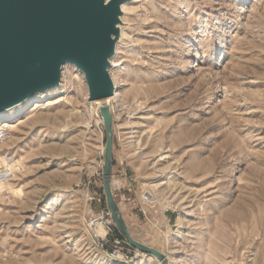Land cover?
Returning a JSON list of instances; mask_svg holds the SVG:
<instances>
[{
  "label": "rangeland",
  "instance_id": "374dc122",
  "mask_svg": "<svg viewBox=\"0 0 264 264\" xmlns=\"http://www.w3.org/2000/svg\"><path fill=\"white\" fill-rule=\"evenodd\" d=\"M123 4L109 73L122 93L112 181L125 187L112 189L130 233L169 264H264V0ZM80 72L68 65L34 101L67 98L0 143L22 162L13 191L0 190V264H159L141 252L108 262L91 242L84 220L98 203L82 183L105 132L89 128ZM96 183L89 193L104 198Z\"/></svg>",
  "mask_w": 264,
  "mask_h": 264
},
{
  "label": "water",
  "instance_id": "95a60500",
  "mask_svg": "<svg viewBox=\"0 0 264 264\" xmlns=\"http://www.w3.org/2000/svg\"><path fill=\"white\" fill-rule=\"evenodd\" d=\"M126 0H0V114L60 83L68 63L84 75L88 100L114 91L109 73L121 4ZM105 132L102 188L118 233L141 253L169 264L159 249L136 240L128 229L112 189L114 118L99 108Z\"/></svg>",
  "mask_w": 264,
  "mask_h": 264
},
{
  "label": "built area",
  "instance_id": "2783aa9c",
  "mask_svg": "<svg viewBox=\"0 0 264 264\" xmlns=\"http://www.w3.org/2000/svg\"><path fill=\"white\" fill-rule=\"evenodd\" d=\"M68 63L62 64L60 68V83L63 82L66 78V70ZM78 69V68H77ZM79 70V69H78ZM80 71V70H79ZM92 101L94 100H87L86 105V116L88 117L89 122V128L96 129L100 131V129L103 130V123L102 118L99 113V106L98 104H94ZM109 107V101L106 103ZM111 108V107H110ZM112 110V108H111ZM113 113V110H112ZM11 134V128H2L0 129V143H3L7 141ZM104 154V147L101 146L99 150L97 151V157L100 159L97 164V169L92 175V178H88L87 180H84L82 183V186L86 188L87 192V200L90 202L98 203V209H90L88 212L87 218H85V227L89 233L91 242L93 246L102 254L103 258L108 262H126L133 259L138 252V250L132 248L129 244L126 243V241L123 239V237L118 233L115 225L113 224L110 216V212L106 206V204H103V196L100 195L97 192H90V187H94L97 185L96 181L101 180L102 177V158ZM6 159L12 158L9 155L4 156ZM5 169L4 163H0V182L7 181L10 174L6 176V174H3V170ZM125 176V178L131 180L132 178L128 177L126 173H122V176ZM121 181L120 179L116 180V185L118 186V189H122L120 185ZM130 182L127 183L126 189L128 191L131 190L130 188ZM114 187V186H113ZM116 196V194H115ZM141 203L143 205H151L153 203V194L150 190L145 189L141 193ZM143 205H141L140 210L144 212Z\"/></svg>",
  "mask_w": 264,
  "mask_h": 264
},
{
  "label": "bare ground",
  "instance_id": "6f19581e",
  "mask_svg": "<svg viewBox=\"0 0 264 264\" xmlns=\"http://www.w3.org/2000/svg\"><path fill=\"white\" fill-rule=\"evenodd\" d=\"M126 6H127L126 4L122 5V7H121L122 12L125 11ZM112 62H113V59H111V64L114 65ZM111 78H112V81L114 84L113 94L111 96H108L105 99H96L92 102L94 104H98L99 106H101L102 104L109 101L110 107L114 111L115 103L119 100L122 93H121V90L119 88L120 84L118 83V81L112 75H111ZM63 83H64V80H63V82H61V86ZM42 94L43 93H40V95H35V96L27 99L23 103L15 105V106L7 109L6 111H4L3 113L0 114V129L11 128V134H10L9 139L7 141H5L4 144H2V145L13 144L16 141V139L13 137V131L16 130L17 128H19L20 126L27 124L28 122L30 123V121L33 119V117L38 112H40L39 110L48 109L51 106H54V105L58 104L60 101L67 98V95H66V96L55 98V99L54 98H48V99H42L41 98L38 101H34L35 98H37L38 96H42ZM29 102H33V103H31V104H34L32 108L27 109V110L25 109L26 111L21 112L18 116L12 115L14 110L22 107L24 104H27ZM11 157L12 158H10V159H6L5 157L0 156V163H4V165H5V169L3 170V174H6V176H8L9 174L12 175L13 171H18L22 167V162H21L20 158H15L14 156H11ZM114 183L116 184V181H112V184H114ZM5 186H6L7 191H11V192L13 191V188H11L5 181L0 182V190L1 189L3 190V187H5ZM4 190H5V188H4Z\"/></svg>",
  "mask_w": 264,
  "mask_h": 264
},
{
  "label": "trees",
  "instance_id": "16d2710c",
  "mask_svg": "<svg viewBox=\"0 0 264 264\" xmlns=\"http://www.w3.org/2000/svg\"><path fill=\"white\" fill-rule=\"evenodd\" d=\"M103 201H104V198H103ZM103 204H105V203L103 202Z\"/></svg>",
  "mask_w": 264,
  "mask_h": 264
}]
</instances>
